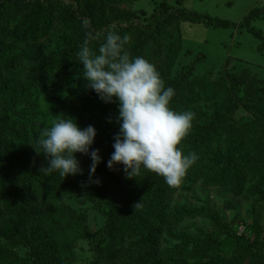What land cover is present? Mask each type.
<instances>
[{
    "label": "rangeland",
    "instance_id": "rangeland-1",
    "mask_svg": "<svg viewBox=\"0 0 264 264\" xmlns=\"http://www.w3.org/2000/svg\"><path fill=\"white\" fill-rule=\"evenodd\" d=\"M39 1H55L65 10L70 9L78 20L88 19V28L100 37V42L108 30L124 36L123 29L150 27L157 17H152L154 9L161 0ZM166 1L172 6L229 22H238L253 8L264 6V0ZM164 16L167 22L160 24L154 35L147 37L144 32L139 34L138 30H133L135 33L127 34L125 45L131 56H142L154 64L160 76L166 73L169 60L178 48L174 36L175 18L170 11ZM250 26L259 29L264 37L263 18L252 21ZM73 28L64 24L62 13L55 11L45 36L20 40L17 21L0 19V80L4 76L23 77L34 66L36 58L65 50L73 40ZM180 29L181 51L171 76L186 70L198 54L203 57L193 72L196 78L190 94L174 110L195 114L188 135L178 145L183 154L195 152L192 138L196 126L224 111V91L217 94L214 89L219 78L225 79L237 105L227 120L234 126L236 136L252 120L264 126V103L244 102L248 90L264 94V85L258 82L264 80V49L259 48L260 41L244 29H215L190 23H180ZM137 44L142 48L135 51ZM17 59L24 62L19 67L14 62ZM81 72V66L67 69L70 85L64 92L63 108L54 107L53 97L58 93L52 75L16 110L9 107L6 99L0 98V157L3 159L0 252L18 258L28 257L33 252L42 256L44 264H264V155L243 160L222 132L214 133L208 146L195 152L199 159L188 169L178 188L169 187L158 175L146 180L150 195L142 215L145 226L131 229L118 243L111 244L112 250H126L124 257L118 255L113 260L96 263L94 245L106 247L108 221L126 214L120 198L131 193L133 179L126 177L121 165H116L115 170L107 167L114 151L113 136L119 131L117 104H105L95 92L86 89ZM204 77L207 80L203 84ZM30 110L41 113L27 119L25 115ZM61 113L74 118L81 129L94 126L97 134L91 149H99L101 157L94 173L100 181V191L78 186L80 180L89 178L91 159L88 155L76 154L82 175L62 179L58 173H52L65 181L62 200L80 220L85 234L74 241L67 238L70 233L67 219L38 223L22 212L24 202L30 210L43 211L40 186L45 175L38 170L41 166L47 167V161L43 154L37 155L33 147H37L35 140L40 131L51 126L54 116ZM21 156H29L33 163L22 175L10 163L13 157ZM226 157L233 169H224V164L213 162V158ZM237 166L242 167L238 170Z\"/></svg>",
    "mask_w": 264,
    "mask_h": 264
},
{
    "label": "trees",
    "instance_id": "trees-1",
    "mask_svg": "<svg viewBox=\"0 0 264 264\" xmlns=\"http://www.w3.org/2000/svg\"><path fill=\"white\" fill-rule=\"evenodd\" d=\"M111 1V0H109ZM119 3H126V1L137 0H117ZM55 11L62 13V21L69 27H74L73 40L67 45L68 47L56 54H50L36 58L33 62L34 66L23 77H2L0 80V98L7 100V104L12 110H16L22 101H25L33 91L39 86H43L50 75L55 79L54 87L58 96L54 95L56 109L58 106L62 108L65 106L63 98H65V90L70 85V80L66 77V71L69 67L77 68L80 64L77 52L80 45L85 38V32L91 31L89 28H85L82 20H78L70 9L65 10L63 6H60L55 1L40 2L39 0H28L25 3L22 0H0V19L11 18L13 21H17V38L20 40H35L39 37L45 36L50 28L51 21L55 18ZM168 11L172 12V16L175 18L174 36L178 48L174 55L169 60L166 67V73L161 74V79L164 81L165 87H172L175 90V94L172 97L169 107L172 110H177L184 101L185 97L190 94L193 80L196 78L193 76L196 65L203 61V57L198 54L192 58L190 64L186 67V70H181L174 76H171V69L181 51V29L180 23L199 24L204 27H210L215 29H244L248 33H251L258 41H260V49H264V37L259 29H255L250 26L252 21L260 18L264 19V6L259 8H253L246 15H244L238 22H229L223 19L212 17L208 14L198 13L191 11L187 8L172 6L167 3L166 0H161L155 7L152 17H156L154 23L150 27H135L123 29L122 32L127 35L129 33H135L133 30L141 34L144 32L147 37L154 35L160 24L167 22L164 14ZM92 32V31H91ZM93 35L94 32H92ZM96 36V35H95ZM99 39L91 43V47L95 49L99 45ZM170 46H173L171 44ZM142 48L141 44H137L135 51ZM15 66L19 67L23 64L22 59L14 61ZM195 77V78H194ZM207 80L206 77L201 79L204 84ZM72 82V80H71ZM264 85V80L258 81ZM73 83V82H72ZM237 84V83H236ZM235 84V85H236ZM215 92L218 94L221 90L224 91L223 109L224 111L208 118L203 124L196 126L192 144L195 152L206 148L210 143L212 135L215 133H225L230 141H232L233 150L238 153V156L243 160L249 157H261L264 155V126L252 120L245 126V130L240 132L236 136V130L227 120L229 115L233 114L237 105L229 91V87L224 78H219L214 83ZM262 90V89H261ZM259 90L245 92L244 102H255L256 104L264 103V94H261ZM1 104V103H0ZM100 107V106H98ZM40 110H30L26 112L25 117L27 119L35 118L40 115ZM218 124L222 126L219 128ZM11 166L17 173L22 175L32 167L31 158L29 156L13 157ZM218 164H224V169H233L234 166L230 162L229 158H213V162ZM3 159L0 157V179L3 173ZM242 166H237L235 169H240ZM156 174L141 169V173L138 176L132 178L131 193L126 197H121L122 207L125 209L126 214L118 217L114 220H109L106 228V237L108 244L106 247H102L100 244L94 245V254L96 257V263L103 260H113L118 255L124 257L126 250L120 249L118 251L111 249L112 243H118L126 234L130 233L133 228L144 227L145 220L142 215L147 208V199L150 195L148 186H145L146 180L154 179ZM97 174H94L91 179L83 178L78 182V186L84 190H97L101 188L100 184L95 183ZM8 183L7 181L5 182ZM66 186L65 181L50 174L44 177V181L40 186V201L43 207L42 212L36 210H30L27 203H23L22 212L25 216H30L35 219V222L46 223L54 220L69 221V240H78L85 236L81 230L80 220L75 218L73 211L66 206L62 200L61 194ZM137 203L139 206L134 207ZM14 237V236H13ZM150 242V238L148 239ZM8 243H11L8 240ZM144 244V242H142ZM0 264H44V260L41 255L36 253L29 254L28 257L18 258L11 256L7 253L0 252Z\"/></svg>",
    "mask_w": 264,
    "mask_h": 264
},
{
    "label": "clouds",
    "instance_id": "clouds-1",
    "mask_svg": "<svg viewBox=\"0 0 264 264\" xmlns=\"http://www.w3.org/2000/svg\"><path fill=\"white\" fill-rule=\"evenodd\" d=\"M89 24L83 19L86 29ZM98 39L86 31L77 56L86 89L105 104H117L119 131L113 136L114 151L107 161L108 169L121 165L126 177L134 178L143 168L163 177L169 187L178 188L199 159L195 152L185 155L178 147L188 135L195 114L178 113L169 107L175 90L165 87L154 64L142 56H131L125 48L127 35L108 30L94 49L91 43ZM96 134L92 125L81 129L74 118L63 113L54 116L51 126L44 127L35 140L37 147L32 146L47 161V167L41 166L38 171L45 176L55 172L62 179L82 175L76 158L79 153L90 156L91 179L101 162L99 149H91ZM94 182L100 183L98 178Z\"/></svg>",
    "mask_w": 264,
    "mask_h": 264
}]
</instances>
